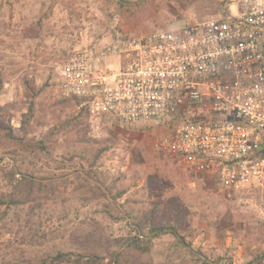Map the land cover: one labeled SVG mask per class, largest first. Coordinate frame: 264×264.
<instances>
[{
  "label": "rangeland",
  "instance_id": "rangeland-1",
  "mask_svg": "<svg viewBox=\"0 0 264 264\" xmlns=\"http://www.w3.org/2000/svg\"><path fill=\"white\" fill-rule=\"evenodd\" d=\"M230 5L229 0H0V121L15 138L46 142L55 160L75 156L73 166L87 168L95 157L94 168L112 195L123 192L86 206L65 194V207L43 218L42 229L58 235L46 249L101 254L108 240L134 235L135 224L145 230L153 223L176 226L207 263L254 264L264 252V176L247 189L219 191L154 148L169 126L114 125L95 132L82 103L62 100L58 90L57 69L74 49L235 14ZM8 167L2 159L0 168ZM87 236L92 245L79 247ZM9 237L0 235V255ZM143 262L201 263L171 235L155 239Z\"/></svg>",
  "mask_w": 264,
  "mask_h": 264
},
{
  "label": "built area",
  "instance_id": "built-area-1",
  "mask_svg": "<svg viewBox=\"0 0 264 264\" xmlns=\"http://www.w3.org/2000/svg\"><path fill=\"white\" fill-rule=\"evenodd\" d=\"M174 31L74 49L58 67L62 99L86 107L93 131L169 126L154 148L241 191L264 176V0Z\"/></svg>",
  "mask_w": 264,
  "mask_h": 264
},
{
  "label": "trees",
  "instance_id": "trees-1",
  "mask_svg": "<svg viewBox=\"0 0 264 264\" xmlns=\"http://www.w3.org/2000/svg\"><path fill=\"white\" fill-rule=\"evenodd\" d=\"M25 83L28 87L29 83ZM27 110L31 117L33 106ZM103 151L105 148L98 153ZM5 158L9 167L0 168L5 185L4 190H0V235L10 237L2 245L0 264H145L143 258L150 253L153 241L165 235L173 236L181 249L201 261L199 264H211L205 262L200 250L184 241L176 226L169 224L150 223L145 230L135 224L134 235L108 240L111 245L101 254L46 249L45 243L58 235L52 230L42 229L43 218L51 219L56 206L65 207L68 202L65 194L86 206L100 198L118 199L123 192L112 195V188L94 168L95 157L87 168L82 164L74 167L75 156L55 160L46 142L15 138L11 128L0 121V161ZM40 161H45L44 169H38ZM90 241V236L85 237L80 242L82 244L78 243L79 247L92 245ZM262 261L264 252L255 257L254 264Z\"/></svg>",
  "mask_w": 264,
  "mask_h": 264
}]
</instances>
